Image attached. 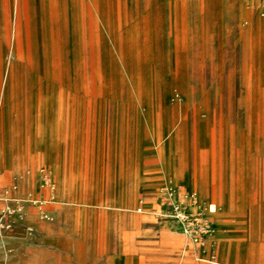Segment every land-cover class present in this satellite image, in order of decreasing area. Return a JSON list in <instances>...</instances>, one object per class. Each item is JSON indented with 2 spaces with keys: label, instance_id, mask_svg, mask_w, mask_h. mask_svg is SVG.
I'll return each mask as SVG.
<instances>
[{
  "label": "rangeland",
  "instance_id": "374dc122",
  "mask_svg": "<svg viewBox=\"0 0 264 264\" xmlns=\"http://www.w3.org/2000/svg\"><path fill=\"white\" fill-rule=\"evenodd\" d=\"M119 256L264 264V0H0V264Z\"/></svg>",
  "mask_w": 264,
  "mask_h": 264
},
{
  "label": "built area",
  "instance_id": "2783aa9c",
  "mask_svg": "<svg viewBox=\"0 0 264 264\" xmlns=\"http://www.w3.org/2000/svg\"><path fill=\"white\" fill-rule=\"evenodd\" d=\"M43 172V171H42ZM50 180L51 178L49 177L48 173H46L44 176H43V186L46 185V184H49L50 183ZM168 191H169V194L171 196H174L176 198V195H177V188L174 187V186H169L168 188ZM194 195V194H193ZM193 195H185V198H187L188 200H192L193 199ZM207 223L203 222L201 223V225H199L198 229H199V233H204V231L206 230V225ZM7 228H9V226H7ZM199 236H196V238H198Z\"/></svg>",
  "mask_w": 264,
  "mask_h": 264
},
{
  "label": "bare ground",
  "instance_id": "6f19581e",
  "mask_svg": "<svg viewBox=\"0 0 264 264\" xmlns=\"http://www.w3.org/2000/svg\"><path fill=\"white\" fill-rule=\"evenodd\" d=\"M76 33V32H75ZM107 62V61H106ZM143 75V74H142ZM121 199V198H120ZM210 208L212 211H215L217 208H216V204H211L210 205ZM98 216V215H97ZM126 246V245H125ZM120 255V254H119ZM125 257L124 256H119V257H115V258H111V262L112 264H122V263H125Z\"/></svg>",
  "mask_w": 264,
  "mask_h": 264
},
{
  "label": "crops",
  "instance_id": "0c3cea01",
  "mask_svg": "<svg viewBox=\"0 0 264 264\" xmlns=\"http://www.w3.org/2000/svg\"><path fill=\"white\" fill-rule=\"evenodd\" d=\"M53 168L55 169V171L57 172V170H56V168H55V165H53ZM169 170V169H168ZM170 171V170H169ZM175 171V170H174ZM171 172V171H170ZM171 174H173L174 175V172L172 173L171 172ZM185 179V176L183 175V180ZM29 181V180H28Z\"/></svg>",
  "mask_w": 264,
  "mask_h": 264
}]
</instances>
